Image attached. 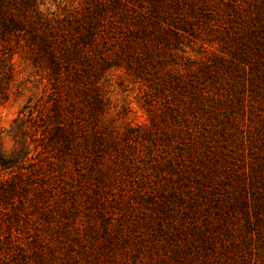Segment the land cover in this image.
Segmentation results:
<instances>
[{
	"label": "trees",
	"instance_id": "trees-1",
	"mask_svg": "<svg viewBox=\"0 0 264 264\" xmlns=\"http://www.w3.org/2000/svg\"><path fill=\"white\" fill-rule=\"evenodd\" d=\"M43 6V0H0V88L12 81L13 57L19 54L30 62L39 83L46 81L43 92L49 91L47 102L35 105L27 115L19 112L12 121L7 135L13 148L9 152L0 148V244L5 241L11 248L17 234L33 236V232V242L41 248L43 230L63 231L66 240L81 246L86 238L96 240L100 229L95 222L83 227L87 234H81L82 221L77 219L84 202L78 204L77 196H85V208L98 209L102 206L100 192L131 177L126 163L140 162L132 136L126 132L122 137L114 120L108 118L111 107L102 80L115 71L144 83L150 95L148 103L158 98L164 101V111L152 118V126L158 125L157 117L170 128L163 136L178 146L180 160L185 157L189 162L185 169H175L183 190L174 188L173 199L179 203L189 199L193 194L190 179L196 175L200 176L195 181L203 201H221L217 167L206 163L211 158L205 153L209 149L205 133L221 115L225 122L219 123L224 127L219 129L225 131L230 120L226 113L237 108L230 97L233 94L225 90L228 96L222 97L218 93L223 83L230 85L231 76L224 77L218 69L211 70L215 65L204 63L197 73H182L177 69L179 63L170 58L182 60L183 40L191 42L206 34L214 36L211 42L217 41L230 55L218 59L220 70L224 66L227 72L233 71L237 64L258 70L263 64L264 0H85L83 6L60 11L42 10ZM192 63L185 59V64ZM38 148L41 152L37 155H49L34 162L32 154ZM24 162L59 163L54 186L48 183L54 175L42 166L30 171L25 181H16L9 170ZM72 166L80 177L76 180ZM56 188L72 200L69 205L52 208L51 200L57 204L64 199ZM152 190L139 192L138 197L144 200ZM134 206L133 202L124 204L128 210ZM54 211L57 221L51 220ZM110 227L109 223L101 225V233L104 241L113 245L111 240L122 231L120 226ZM49 255V264L59 258L52 251ZM60 262L77 261L67 253Z\"/></svg>",
	"mask_w": 264,
	"mask_h": 264
},
{
	"label": "rangeland",
	"instance_id": "rangeland-1",
	"mask_svg": "<svg viewBox=\"0 0 264 264\" xmlns=\"http://www.w3.org/2000/svg\"><path fill=\"white\" fill-rule=\"evenodd\" d=\"M84 1L43 0L42 10L73 9L83 6ZM213 37L202 34L197 40L190 39L191 42L183 40L184 58L173 57L170 60L179 63L177 69L182 73H197L198 67L204 63L215 65L211 70L218 69L224 77L231 76L228 79L230 85L227 87L223 83L218 93L222 97L228 96L225 90L233 94V97L229 95L237 108L231 114L225 112L230 119L226 122L225 131L219 129L224 128L219 123L225 122L221 115L220 121H214V126L209 125L206 128L209 132L205 133L209 141V149L205 153L211 158L206 163L208 167H217L216 183H219L222 200L215 203L203 201L195 181L200 176L196 175L190 179L193 194L189 199L186 197L182 203L173 199L171 193L174 188L183 190L175 169H185L189 162L185 157L180 160L178 146L171 144L170 137L163 136L162 133L168 134L170 128L159 122L157 117L158 125L152 126V118L159 117L164 111V101L158 98L148 103L150 95L144 83L134 82L123 71H115L106 81L102 80L103 91L111 107L108 118L114 120L113 124L122 137L126 132L132 136L131 142L138 151L140 162L126 163L131 167V177H125L111 189L100 192L102 206L98 209L85 208V196H77L78 204L84 202L77 219V222L82 221L81 234H87L83 227L95 222L100 229L96 232V240L86 238L82 241L85 246H81L78 242L66 240L62 236L63 231L59 234V230L57 233L43 230L44 245L38 248L33 242V232V236L17 234V241L14 239L11 248L5 241L0 244V264H49L51 251L59 257L53 259V264H62L60 261L67 253L74 256L76 264H264V52L260 57L263 64L258 70L247 64H237V68L229 72L221 64L223 70H220L218 59L229 58L230 55L217 41L211 42ZM178 54L181 56L182 53ZM187 58L194 63L185 64ZM13 63L12 81L0 88V148L7 152L13 148L7 131L19 112L27 115L29 109L37 104L42 106L49 100V91L44 93L42 87L46 81L39 83L40 77L30 62L16 54ZM215 93L218 96L217 91ZM5 95L6 100H2ZM46 105L50 106L51 102ZM221 106L226 111L225 106ZM214 129L219 131L214 132ZM144 132L147 135H143ZM141 135L144 137L140 138ZM136 138L138 142H134ZM39 152L41 148L33 152L34 162L49 155H37ZM50 160L55 161L53 158ZM37 166L54 175L48 182L54 186L59 163H17L9 173L15 176L16 181H25L26 175ZM70 168L75 180L80 178L73 166ZM150 189V197L140 200L138 193L149 192ZM56 191L60 198L64 197L59 188ZM71 201L64 197L57 204H53V200L50 203L57 209ZM127 202L135 204L132 210L124 208ZM53 213L55 218L52 216L51 220H59L57 213ZM108 223L111 229L120 226L122 231L120 237L111 240L113 245H108L102 238L105 235L101 233V225ZM103 241L105 246L101 247ZM40 249L47 253L41 255ZM102 250L103 255L95 257Z\"/></svg>",
	"mask_w": 264,
	"mask_h": 264
}]
</instances>
